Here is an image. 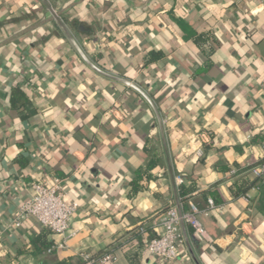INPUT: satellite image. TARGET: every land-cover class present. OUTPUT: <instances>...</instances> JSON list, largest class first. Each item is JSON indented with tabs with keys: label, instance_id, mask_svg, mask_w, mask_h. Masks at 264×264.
I'll list each match as a JSON object with an SVG mask.
<instances>
[{
	"label": "crops",
	"instance_id": "0c3cea01",
	"mask_svg": "<svg viewBox=\"0 0 264 264\" xmlns=\"http://www.w3.org/2000/svg\"><path fill=\"white\" fill-rule=\"evenodd\" d=\"M47 2L94 32L87 41L66 26L91 62L102 55L103 72L167 97L159 102L175 181L194 188L186 210L196 202L208 211L199 215L205 233L186 225L192 251L184 240L171 264H264V184L251 173L264 144V0ZM50 17L42 0H0V264H83L109 253L117 259L106 264H166L146 249L164 210L177 209L166 155V169L128 197L145 142L159 136L163 147L156 116L135 89L91 69L54 20L40 25ZM201 36L211 39L200 46ZM151 51L164 56L150 62ZM14 89L28 98L22 110L11 107ZM55 179L80 204L63 249L33 217L16 226L33 184ZM40 238L52 247L39 251Z\"/></svg>",
	"mask_w": 264,
	"mask_h": 264
},
{
	"label": "built area",
	"instance_id": "2783aa9c",
	"mask_svg": "<svg viewBox=\"0 0 264 264\" xmlns=\"http://www.w3.org/2000/svg\"><path fill=\"white\" fill-rule=\"evenodd\" d=\"M262 93L264 95V81L262 83ZM198 145L195 153L198 156L203 155L202 144L200 140L195 141ZM262 157L251 168V173L261 180L264 184V144L262 145ZM183 181L181 176L176 178V183L180 185ZM33 195L21 208L17 216L16 226L21 225V221L28 217H33L46 230L54 235L64 238V242L54 248L63 249L69 238V232L72 227V221L76 215L80 204L77 201H67L64 188L60 179H55L52 185L37 182L33 184ZM209 209H213L215 204L209 200ZM208 214V211H202L193 203H190L189 209L183 211V219L196 234L202 236L205 232L199 220V215ZM160 232L155 238L146 241L147 253L155 255L164 260L166 264H171L180 255V248L184 243L182 235L180 216L176 208H171L162 216L158 225ZM143 233L144 230H141ZM53 248V249H54ZM116 261V257L111 254H105L97 264H106ZM83 264H94L90 257L84 258Z\"/></svg>",
	"mask_w": 264,
	"mask_h": 264
},
{
	"label": "trees",
	"instance_id": "16d2710c",
	"mask_svg": "<svg viewBox=\"0 0 264 264\" xmlns=\"http://www.w3.org/2000/svg\"><path fill=\"white\" fill-rule=\"evenodd\" d=\"M62 20H63L64 24L66 26H68L73 32L76 31L79 34L86 36L87 41H90L91 37L94 35V32L91 29L87 28L85 23L80 22L78 19H73L72 21H70L69 17L63 15ZM53 25H54L57 33L65 40L66 37H65L64 33L62 32V30L60 29V27L55 23H53ZM48 37H50V36H46L45 38H42L38 42H40V43L45 42L48 40ZM210 39H211L210 36H201L198 38L197 42L201 46L202 45L201 43L204 44L206 42H209ZM214 52H215V47H209L207 49V51H205L207 62L205 64L204 68L200 69V71H202V72L206 71L208 68H210L212 66L211 56ZM149 55H150V62L157 61V60L163 58V56H164L162 52H154V51H151L149 53ZM90 59L100 70L107 72L104 64L102 63V55L100 53H94L93 55H90ZM120 77H123V78L128 79V80H134V77L131 75H128V74L127 75H120ZM139 85L142 88H144V90H146V92H148L150 97L157 104L159 111H160V113L164 119L165 118V112L163 111V109L161 107L159 99H161V98L165 99L167 97H165V95L163 94L158 98L155 94H153L149 91L148 87H146L142 84H139ZM11 95H12L11 96V107L14 110H22L29 102L26 94L23 91H21L20 89H14L12 91ZM138 99L140 100V102L142 104L145 103L144 99L141 96H138ZM155 141L156 142L153 143V140L148 139L145 142V144L143 145V152L146 155V164H145V167H140L137 170L133 171V178L129 182V195H128L129 199H133L141 190H143L145 188V184L147 182H149L151 179H153V174H152L153 170H155L158 167H163L166 169L165 154H164V150H163L159 136L157 137V139ZM203 147H204V150H207L206 145H204ZM222 170L225 172L228 171V169H226V168H222ZM175 174L177 175L176 171H175ZM255 179L257 180L258 184L262 183L261 180L258 179L257 177H255ZM193 191H194V188L187 186L186 180L183 178L182 183L178 186V193H179L180 199L182 201L184 212L187 211L186 210L187 209V201L189 200L188 198L192 194ZM246 192H247V188L246 189H239V192L236 194V197H239V196L244 197V196H246ZM193 204L200 208V206L198 204H196V202ZM168 210H169V208L165 209L163 214H166ZM155 237H157V235H155V236L153 235L152 237H150V239L155 238ZM139 241L141 242V237L139 238ZM35 244H36V246H37V244H39L37 246L39 251H43V250H46V249L52 247V244H50V243L45 244V245L42 244L41 238L37 239ZM109 254L116 257L113 253H109ZM100 258H94L91 260L94 262V264H97ZM116 259H117V257H116ZM56 264H71V262L62 261V262H57Z\"/></svg>",
	"mask_w": 264,
	"mask_h": 264
},
{
	"label": "water",
	"instance_id": "95a60500",
	"mask_svg": "<svg viewBox=\"0 0 264 264\" xmlns=\"http://www.w3.org/2000/svg\"><path fill=\"white\" fill-rule=\"evenodd\" d=\"M42 2L48 8V10H49V12L51 14V17L49 19L45 20L44 22H42L40 25L45 24L48 21L54 20L59 25V27L62 29V31L65 33V35L67 36V38L69 39V41L72 43L73 47L76 49V51L78 52V54L80 55V57L83 59V61L91 69H93L95 72L99 73L100 75H102V76H104V77H106V78H108L110 80H113V81H116V82L125 84V85H127V86L135 89L138 93H140L144 97V99L148 102V104L152 108V110H153V112H154V114L156 116V119H157V124H158L159 131H160V135H161V140H162V143H163L165 155H166L167 162H168L169 173H170V177H171V180H172V185H173L175 200H176V203H177V211H178V214L180 216V224H181L182 235H183L184 240L187 242V245H188L190 251H192L191 250V246H190V244L188 242L187 234H186V225L187 224L185 223V221L183 219V210L181 208L180 200H179L178 193H177V186H176V181H175V175H174L172 163H171L170 156H169L168 144H167V139H166V134H165L164 123H163V119H162V116L160 114V111L158 110L156 104L150 98V96L143 89H141L138 85H136V84H134V83H132V82L126 80V79H123V78H120V77H117V76H114V75L107 74V73L103 72L102 70H100L98 67H96L88 59V57L84 53L83 49L80 47V45L77 43V41L75 40V38L72 36V34L70 33V31L68 30V28L66 27V25L61 20V13L60 12H56L49 5V3L47 2V0H42Z\"/></svg>",
	"mask_w": 264,
	"mask_h": 264
}]
</instances>
